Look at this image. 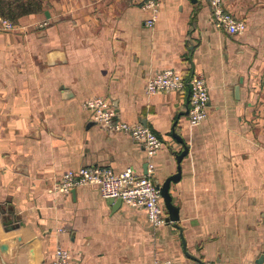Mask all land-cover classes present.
Listing matches in <instances>:
<instances>
[{"label":"crops","instance_id":"crops-1","mask_svg":"<svg viewBox=\"0 0 264 264\" xmlns=\"http://www.w3.org/2000/svg\"><path fill=\"white\" fill-rule=\"evenodd\" d=\"M223 4L245 20L242 33L215 26L209 0H160L153 26L138 0H46L12 29L0 15V241L33 248L36 264H52L57 247L71 264H198L174 222L156 226L143 207L93 185L56 188L80 166L144 174L152 163L161 182L184 148L176 132L188 152L170 193L186 250L214 264H264V0ZM164 68L205 75L199 124H189L188 85L146 91ZM93 96L147 125L162 146L150 155L96 123L83 106ZM10 220L18 226L6 230Z\"/></svg>","mask_w":264,"mask_h":264},{"label":"built area","instance_id":"built-area-1","mask_svg":"<svg viewBox=\"0 0 264 264\" xmlns=\"http://www.w3.org/2000/svg\"><path fill=\"white\" fill-rule=\"evenodd\" d=\"M141 6L150 11L145 20L147 26H153L157 19L160 0H138ZM215 26L234 35L246 29V22L236 18L225 9L223 0H209ZM4 28L12 29L16 25L2 18ZM188 85L190 90L188 118L190 125L199 124L207 116L209 86L203 73L195 72L189 78L173 68L160 69L146 80L148 93L180 90ZM91 110L92 119L109 131H123L140 142L148 154H154L163 144L162 139L147 125L141 122H128L121 118L117 108L101 96H93L83 102ZM154 166L149 163L147 172L139 174L131 167L114 170L112 167L80 166L63 172L56 188L68 192L80 185H93L104 197L121 198L130 206L143 207L149 221L158 226L168 222L166 209L160 189L153 176ZM52 264H71L69 252L57 247ZM154 264H173L171 259H157ZM201 264H214L204 260Z\"/></svg>","mask_w":264,"mask_h":264},{"label":"water","instance_id":"water-1","mask_svg":"<svg viewBox=\"0 0 264 264\" xmlns=\"http://www.w3.org/2000/svg\"><path fill=\"white\" fill-rule=\"evenodd\" d=\"M194 2H197V0H193ZM237 93V88H236ZM174 136L183 143L184 148L176 153V160H177V171L168 175L163 181L156 180L157 187L160 189V193L163 198L164 206L167 210V216L166 220L168 222H174L176 226L180 229V236L183 243V247L185 249V253L188 256H191L195 260H197L198 264H201L200 258L191 255L186 250V241L183 236L182 228L177 224V221L179 220V206L175 204L172 200V195L170 193V186L172 182H176L181 177V160L183 156L188 152V146L185 144L183 138L181 135H179L176 132H173ZM113 202H116L117 204H121L122 200L121 198H111ZM10 221H4V224H6V230H11L18 226V224H9ZM9 225V226H8ZM14 240H18L19 244H23V242L20 240V237H16ZM15 246L19 247L21 245H11L7 242L0 241V264H36V257H35V251L33 248H30L29 253H26L24 251H20L18 248H15ZM23 247V245H22Z\"/></svg>","mask_w":264,"mask_h":264},{"label":"trees","instance_id":"trees-1","mask_svg":"<svg viewBox=\"0 0 264 264\" xmlns=\"http://www.w3.org/2000/svg\"><path fill=\"white\" fill-rule=\"evenodd\" d=\"M46 0H0V15L17 24L22 16L40 12Z\"/></svg>","mask_w":264,"mask_h":264},{"label":"rangeland","instance_id":"rangeland-1","mask_svg":"<svg viewBox=\"0 0 264 264\" xmlns=\"http://www.w3.org/2000/svg\"><path fill=\"white\" fill-rule=\"evenodd\" d=\"M210 2V1H209ZM212 8V7H211ZM242 33V32H241ZM202 262V261H201Z\"/></svg>","mask_w":264,"mask_h":264}]
</instances>
